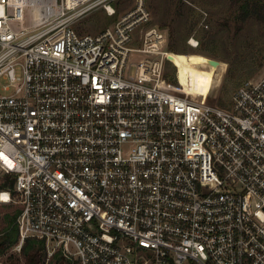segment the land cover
Here are the masks:
<instances>
[{
	"label": "built area",
	"instance_id": "1",
	"mask_svg": "<svg viewBox=\"0 0 264 264\" xmlns=\"http://www.w3.org/2000/svg\"><path fill=\"white\" fill-rule=\"evenodd\" d=\"M113 1L0 0L11 250L36 238L44 264L57 253L69 264H264V74L226 109L176 94L146 0L78 32L98 8L113 16Z\"/></svg>",
	"mask_w": 264,
	"mask_h": 264
},
{
	"label": "rangeland",
	"instance_id": "2",
	"mask_svg": "<svg viewBox=\"0 0 264 264\" xmlns=\"http://www.w3.org/2000/svg\"><path fill=\"white\" fill-rule=\"evenodd\" d=\"M146 2L152 14L151 24L167 35L168 45L170 33L173 36L177 52H169L164 78L174 93L226 109L238 86L264 74V27L254 19L237 23L227 0ZM112 5L113 16L98 8L82 17L76 25L78 32H101L129 11L134 0H114ZM203 22L208 24L207 28ZM191 38L200 45L193 47L189 43ZM17 210L14 204H0V231L7 227ZM12 253L16 252L10 250L0 257V264Z\"/></svg>",
	"mask_w": 264,
	"mask_h": 264
},
{
	"label": "trees",
	"instance_id": "3",
	"mask_svg": "<svg viewBox=\"0 0 264 264\" xmlns=\"http://www.w3.org/2000/svg\"><path fill=\"white\" fill-rule=\"evenodd\" d=\"M227 1L229 10L234 12L233 19L237 23L243 24L248 19H254L264 27V0ZM169 39L171 42L173 41V36L171 33L169 35ZM171 42L168 45L169 52H177L174 50V41L172 43ZM198 45H200V43H198ZM220 106L221 105L218 107ZM13 183V177L0 176V188H11ZM17 213L18 212L16 211L13 214L7 227L0 231V257L7 255V253L18 241V231L13 225ZM44 256V242L36 238H27L21 247L20 253L9 254L1 264H44ZM49 264H69V261L57 253L53 256Z\"/></svg>",
	"mask_w": 264,
	"mask_h": 264
},
{
	"label": "water",
	"instance_id": "4",
	"mask_svg": "<svg viewBox=\"0 0 264 264\" xmlns=\"http://www.w3.org/2000/svg\"><path fill=\"white\" fill-rule=\"evenodd\" d=\"M210 62H211L212 64H214V65L216 64V62H215V61H210Z\"/></svg>",
	"mask_w": 264,
	"mask_h": 264
},
{
	"label": "bare ground",
	"instance_id": "5",
	"mask_svg": "<svg viewBox=\"0 0 264 264\" xmlns=\"http://www.w3.org/2000/svg\"><path fill=\"white\" fill-rule=\"evenodd\" d=\"M38 16V15H37Z\"/></svg>",
	"mask_w": 264,
	"mask_h": 264
}]
</instances>
